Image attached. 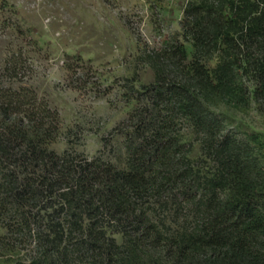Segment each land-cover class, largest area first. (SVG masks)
<instances>
[{"label":"trees","instance_id":"1","mask_svg":"<svg viewBox=\"0 0 264 264\" xmlns=\"http://www.w3.org/2000/svg\"><path fill=\"white\" fill-rule=\"evenodd\" d=\"M180 28L190 59L179 43L140 58L154 78L121 125L123 166L51 151L57 111L0 90V212L34 247L20 264H264L259 136L213 110L264 106V0L190 1ZM17 54L4 77L24 75Z\"/></svg>","mask_w":264,"mask_h":264},{"label":"rangeland","instance_id":"2","mask_svg":"<svg viewBox=\"0 0 264 264\" xmlns=\"http://www.w3.org/2000/svg\"><path fill=\"white\" fill-rule=\"evenodd\" d=\"M190 1L198 0H0V90H31L57 111L61 128L51 151L123 166L121 125L136 92L154 78L140 58L179 43L190 59L180 28ZM11 52L21 54L25 69L17 80L2 75ZM216 64L205 61L209 69ZM238 79L251 84L242 72ZM96 86L104 92L92 93ZM213 110L237 133L257 134L264 152V106ZM14 229L0 212V264L27 263L33 254V243Z\"/></svg>","mask_w":264,"mask_h":264}]
</instances>
